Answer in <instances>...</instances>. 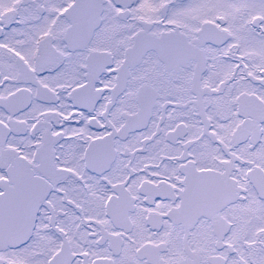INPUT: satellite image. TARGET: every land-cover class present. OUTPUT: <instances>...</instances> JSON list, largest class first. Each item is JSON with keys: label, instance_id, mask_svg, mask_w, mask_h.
I'll list each match as a JSON object with an SVG mask.
<instances>
[{"label": "snow or ice", "instance_id": "6c2138e0", "mask_svg": "<svg viewBox=\"0 0 264 264\" xmlns=\"http://www.w3.org/2000/svg\"><path fill=\"white\" fill-rule=\"evenodd\" d=\"M0 264H264V0H0Z\"/></svg>", "mask_w": 264, "mask_h": 264}]
</instances>
